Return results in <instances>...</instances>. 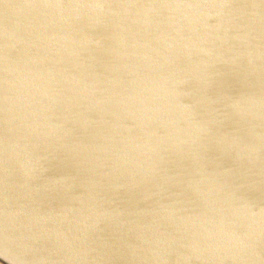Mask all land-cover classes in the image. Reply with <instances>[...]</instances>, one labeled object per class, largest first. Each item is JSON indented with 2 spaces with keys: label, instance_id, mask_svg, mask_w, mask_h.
I'll return each instance as SVG.
<instances>
[{
  "label": "water",
  "instance_id": "water-1",
  "mask_svg": "<svg viewBox=\"0 0 264 264\" xmlns=\"http://www.w3.org/2000/svg\"><path fill=\"white\" fill-rule=\"evenodd\" d=\"M0 264H264V0H0Z\"/></svg>",
  "mask_w": 264,
  "mask_h": 264
},
{
  "label": "bare ground",
  "instance_id": "bare-ground-1",
  "mask_svg": "<svg viewBox=\"0 0 264 264\" xmlns=\"http://www.w3.org/2000/svg\"><path fill=\"white\" fill-rule=\"evenodd\" d=\"M16 85V84H15ZM199 171H201L202 173H203V170H202V168H199Z\"/></svg>",
  "mask_w": 264,
  "mask_h": 264
}]
</instances>
